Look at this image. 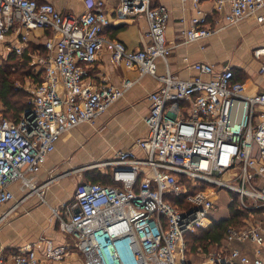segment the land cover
<instances>
[{
	"label": "built area",
	"instance_id": "2783aa9c",
	"mask_svg": "<svg viewBox=\"0 0 264 264\" xmlns=\"http://www.w3.org/2000/svg\"><path fill=\"white\" fill-rule=\"evenodd\" d=\"M182 2L192 3L195 11L182 32L184 43L244 20L264 24V0H213L218 14L213 27L200 0ZM117 13L144 16V47L128 50L121 42L106 40L101 32L108 20L98 10L64 14L49 2L0 0V42L15 34L10 49L15 55L26 54L29 31L49 34L41 51L26 54L34 73L30 107L16 122L0 119V208L14 201L17 182L35 189L28 176L41 171L64 134L93 122L134 84L127 79L120 86L88 81L89 67L103 47L110 48L115 67L157 82L147 97L146 136L98 164L110 169L109 182L79 181L73 201L63 203L59 212L53 210L70 244L41 238L8 256L1 253L0 264L59 263L70 253L80 264H196L186 255L188 236L212 227L221 191L228 192L227 203L235 201L240 209L264 208V92L247 95L229 66L217 70L200 61L190 64V77L174 75L168 65L172 47L166 41L171 18L167 6L119 0ZM253 54L264 55V47ZM47 186L37 189L42 201ZM234 241L251 242L253 254L229 250ZM224 243L203 264H264L260 222L247 219L229 228Z\"/></svg>",
	"mask_w": 264,
	"mask_h": 264
},
{
	"label": "crops",
	"instance_id": "0c3cea01",
	"mask_svg": "<svg viewBox=\"0 0 264 264\" xmlns=\"http://www.w3.org/2000/svg\"><path fill=\"white\" fill-rule=\"evenodd\" d=\"M39 1L51 3L57 10L64 14L72 13L75 15H80L88 11L93 12V10H98L102 12L108 20V25L104 27L101 32V35L106 40L121 42L128 50H138L147 44V30L144 16L135 15L123 17L118 15L117 8L119 5V0ZM150 1L153 4H163L167 6L171 12V18L166 29V41L172 47V50L170 51L168 57V65L170 71L174 75H177L181 78L190 77L192 75V72L189 68L190 64L200 61L212 64L217 70H221L226 66H229L233 70L235 79L243 83L245 93L247 95H254L260 92H264V55L256 57L253 54L256 48L260 46L264 47V24H256L252 19L244 20L234 26L225 27L216 35H213L201 41L184 43L182 32L190 25L191 17L195 12L194 5L190 2L184 3L182 2V0ZM199 3L202 11H204L208 16V23L212 27L217 26L216 21L218 20V14L214 10L213 0H200ZM218 25L221 26L223 24L222 22H220ZM233 30H241L243 31V35L245 31L251 30L253 31V35L245 38L246 43L243 48L245 56L241 54L240 57L231 59L226 55V53L229 49V46L231 45V42L234 40V34H232ZM27 34L29 38V48L26 54L34 51H41L43 42L49 34L42 29L31 30ZM15 42L16 35L12 33H9L7 35L5 41L0 42V59L6 58V56L10 54V52H12L10 49ZM158 70L160 73H163L164 71V67L161 62L159 63ZM125 79L134 82V84L120 98L121 100H123L120 104L113 106L116 103L115 102L109 108L110 110L108 109L109 111H106L107 116H118L111 120L108 124H106L107 127H94L97 132L95 134L96 141H99V139L105 140L109 138L112 141L110 148H133L134 143L137 139L146 136V127L144 126L143 122H140L148 112L149 104L147 97L151 92L156 90L157 82L150 76L139 78V74L136 70H129L123 67H115L110 61V48L108 46L103 47L96 61L89 67L88 81H106L115 86H120ZM127 116L128 118L125 122L126 124H120L121 122H118V119H121L120 121H122ZM101 122H103V120L99 119L97 121L98 124H100ZM117 125H119V127H116ZM107 136L108 138H106ZM54 157L58 158V155ZM40 172L37 174L29 175L27 178L28 182H31V179H33L32 182L35 181L37 184V182L39 181L38 175L40 174ZM75 179V177H68L65 181L67 183H71ZM78 180H80V178ZM65 181L63 180L62 182ZM95 181H99L105 184L109 182V178L106 182H103V180ZM60 183V181L56 182L54 185L49 187L46 194V202L43 200L44 203L48 205V207L51 208V206H57V208L59 207V210L62 203H71L73 201L74 194L73 190L72 198L68 201L66 195H63L62 187L61 185H59ZM23 187L30 189V187H28V185H26V183L24 182H17L13 185L12 189L13 191H17L22 189ZM28 194L29 193L25 195ZM29 197L30 195H28L27 198ZM247 219L253 220L255 222H260L261 225L264 226V208L249 212L248 216L243 219V224ZM61 233L63 232L61 231ZM55 236L57 240L53 239L52 237L41 236L38 239L36 238L35 241L26 243L24 246L32 242L39 241L41 238L51 239L55 244H67L62 238H69L66 234L62 235V237L56 234ZM1 237L2 236H0V238ZM3 245L5 244L3 243ZM222 245L224 246L225 243H223ZM223 246L219 248V251L223 248ZM5 248L8 247L6 246ZM228 248L229 250L235 248L239 249L240 251L251 256L253 254L254 245L251 242L240 243L234 241L228 246ZM2 250L3 248L1 247L0 243V254ZM3 254L5 256L10 255L5 253ZM39 254L40 252L38 253V255ZM75 258L76 257H73L72 260L67 264H80L76 262Z\"/></svg>",
	"mask_w": 264,
	"mask_h": 264
},
{
	"label": "rangeland",
	"instance_id": "374dc122",
	"mask_svg": "<svg viewBox=\"0 0 264 264\" xmlns=\"http://www.w3.org/2000/svg\"><path fill=\"white\" fill-rule=\"evenodd\" d=\"M232 34H234V40L231 42L226 55L231 59L238 58L241 56V54L245 56L243 51L246 43L245 38L252 36L253 31H245L243 35V31L233 30ZM259 48H261V46L256 49ZM8 56L9 54L6 56V58L0 59V71H5L6 73L10 72L9 79L12 81V85L14 87H21L24 92H29L31 89L32 78L26 79V77L23 75V72H21L22 70L15 69V71L12 72L14 67L9 66L7 60ZM25 98H27V96ZM122 101L123 100L120 99L113 106L120 104ZM4 109L5 107L0 103V119L6 117L4 115ZM117 116H107L106 112L96 118L93 122L85 123L84 125L77 127L69 133H66L63 137H61L55 151L49 157L47 163L38 175L39 181L37 184L35 181L32 182L33 179H31V182L29 181L31 185L35 186V189L31 190L23 187L20 190L13 191L14 201L0 208L1 216L13 206H17L12 212L8 214L7 218L0 221V236L4 237L0 238L1 247L3 248L1 253L10 254L13 251L23 248L26 243L35 241L36 238L38 239L41 236L52 237L53 239L57 240L55 234L59 235L60 237L65 235L61 233L58 222L54 218L53 214V209L58 211L59 207L57 208V206H51V210V208L44 203L46 200L47 190L56 182L60 181L61 183L59 185L62 187L63 195H66L68 198L67 200L69 201L71 200L73 190L79 181L91 179L103 180V182L107 181L108 175H110L109 168L102 166H96L88 169L85 168L90 167L91 165H98L109 161L114 157L115 152L119 150L116 147L110 148L112 141L108 138V136L106 137L108 139H99V141H96L95 134L97 132L94 128L105 127L106 124H108ZM127 118L128 116L122 121H120L121 119H118V122H121L120 124H126L125 122L127 121ZM99 119L103 120V122L100 124L97 123ZM143 119H141L140 123L143 122ZM116 127H119V125ZM57 155L58 158H55L54 156ZM68 177H75L76 179L71 183H67L65 180ZM79 178L80 180H78ZM63 180L65 182H62ZM46 182L49 183V186L42 190L44 193L42 196L44 201H42L40 198L41 191H37V189L41 184ZM27 193H31V196L26 200H22ZM220 194L219 200L215 203L216 211L212 215L214 220H219L228 216V203L226 201V199L228 200V192L223 190L220 192ZM62 238L67 244H70L69 238ZM2 241L5 245H3ZM6 246L8 248H5ZM213 253V249L208 253H205L200 249L195 253L186 255L190 261L196 264H203ZM70 255L71 256L65 257L59 263L46 264H67L73 258V253H70Z\"/></svg>",
	"mask_w": 264,
	"mask_h": 264
},
{
	"label": "trees",
	"instance_id": "16d2710c",
	"mask_svg": "<svg viewBox=\"0 0 264 264\" xmlns=\"http://www.w3.org/2000/svg\"><path fill=\"white\" fill-rule=\"evenodd\" d=\"M9 66L15 69L22 70L26 79H31L34 76L32 66L28 55L17 56L11 52L7 57ZM9 73L0 71V103L5 107V118L10 122H16L20 114L30 107V92L23 91L21 87H14L9 79ZM27 96V98H25ZM96 180V179H94ZM228 216L219 220H214L212 227L206 232H198L188 236L186 242V254L195 253L198 249L208 253L212 249L218 252L224 243L227 231L229 228H238L243 225V219L249 214L247 210L240 209L236 202L232 201L227 204ZM261 209V208H259ZM256 209L255 211H257ZM251 212V211H250ZM253 212V211H252Z\"/></svg>",
	"mask_w": 264,
	"mask_h": 264
},
{
	"label": "bare ground",
	"instance_id": "6f19581e",
	"mask_svg": "<svg viewBox=\"0 0 264 264\" xmlns=\"http://www.w3.org/2000/svg\"><path fill=\"white\" fill-rule=\"evenodd\" d=\"M95 166H98V165H92V166H90V167L92 168V167H95ZM88 168H89V167H88ZM13 210H14V209H13ZM13 210H10V211H8V213H7V212H6V213L9 214V213L12 212Z\"/></svg>",
	"mask_w": 264,
	"mask_h": 264
},
{
	"label": "water",
	"instance_id": "95a60500",
	"mask_svg": "<svg viewBox=\"0 0 264 264\" xmlns=\"http://www.w3.org/2000/svg\"><path fill=\"white\" fill-rule=\"evenodd\" d=\"M75 212H76V210H75Z\"/></svg>",
	"mask_w": 264,
	"mask_h": 264
}]
</instances>
